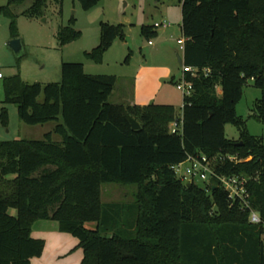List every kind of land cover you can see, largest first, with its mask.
<instances>
[{
    "label": "trees",
    "instance_id": "1",
    "mask_svg": "<svg viewBox=\"0 0 264 264\" xmlns=\"http://www.w3.org/2000/svg\"><path fill=\"white\" fill-rule=\"evenodd\" d=\"M30 1L22 13L28 19L47 0ZM77 1L88 11L100 0ZM178 2L183 65L209 70L185 76L192 93L183 97L181 118L171 106L108 103L115 77L88 75L81 63H62L59 83L27 84L17 76L3 83V104L16 105L23 124L56 125L41 140L0 141V264L42 256L44 240L31 236L39 221L78 240L80 264H264L262 225L249 222V210L232 205L221 188L184 184L171 168L188 156H236L242 161H215L214 171L247 178L249 204L264 223V143L236 114L252 81L261 93L253 118L264 124V0ZM140 32L150 37L155 29ZM80 36L71 25L56 34L60 47ZM117 38L122 25L100 23V43L85 57L100 62ZM179 119L180 130L170 133ZM0 121L6 125L4 108ZM226 125L237 129V141L225 137ZM104 184L135 186L133 204L122 210L102 203Z\"/></svg>",
    "mask_w": 264,
    "mask_h": 264
},
{
    "label": "rangeland",
    "instance_id": "2",
    "mask_svg": "<svg viewBox=\"0 0 264 264\" xmlns=\"http://www.w3.org/2000/svg\"><path fill=\"white\" fill-rule=\"evenodd\" d=\"M11 1L0 0L1 87L6 80L15 76L27 84L59 83L62 63H81L88 75L115 77L108 103L171 106L175 115L181 118L183 95L177 85L182 82V67L176 57L177 40L182 38L178 0H100L88 11H84L77 0H62L60 5L54 0H47L41 13L32 19L22 14L30 7V0L21 4ZM121 2H125L127 7L119 17ZM162 22L170 26L154 28L155 34L150 37L141 34L142 26H154ZM100 23L122 25L123 38L114 40L100 62H93L84 54L99 45ZM69 25L80 32L81 36L60 47L56 34L60 27ZM17 38L22 40L25 51L20 59L7 48L8 42ZM260 95V90L254 87L252 81H248L236 104V114L245 121L247 132L262 138L264 143V124L253 118L254 104ZM38 101L42 102L43 97ZM3 108L6 112V125L3 126L0 121V141L41 140L56 125L55 122H49L28 126L19 120L16 105L0 104V114ZM224 132L228 140L237 141L239 138V132L232 125H226ZM52 141L60 142L61 139L52 134ZM188 166L189 163L184 162L181 173ZM194 184L204 188L206 182L195 176ZM135 191V186L104 184L101 186V202L117 204L126 210L123 206L133 204ZM8 213L13 216L16 211L10 208ZM41 224L44 221L38 223ZM88 227L93 225L88 224ZM262 239L264 242V234Z\"/></svg>",
    "mask_w": 264,
    "mask_h": 264
},
{
    "label": "built area",
    "instance_id": "3",
    "mask_svg": "<svg viewBox=\"0 0 264 264\" xmlns=\"http://www.w3.org/2000/svg\"><path fill=\"white\" fill-rule=\"evenodd\" d=\"M170 26L169 23L162 22L159 24H155L154 28H168ZM184 38L177 40L178 44V52L181 54L184 50ZM209 74L208 69H199L196 67H187L182 65V82L177 85V89L182 93L183 97H188L192 93V86L187 83L185 80V76L189 75L191 78H196L200 75L207 76ZM0 79H2V75L0 74ZM181 126V120H174L169 125L170 133H178ZM215 161L225 162L229 161L231 163L240 162L236 156H220L216 160H208L203 155L196 156H188L186 161L189 163V166L185 169L183 173H181V165L184 163H180L172 166V170L174 174L186 185H190L194 183V177L197 176L200 180L205 181L206 184L211 178H214L218 181V188L222 189L227 193L228 198L233 205L235 202H238L241 205L242 209L249 210V222L253 225H262V231L264 234V223L261 221L259 214L253 210L249 204V193L246 189L247 178L244 176H218L213 168V163Z\"/></svg>",
    "mask_w": 264,
    "mask_h": 264
},
{
    "label": "crops",
    "instance_id": "4",
    "mask_svg": "<svg viewBox=\"0 0 264 264\" xmlns=\"http://www.w3.org/2000/svg\"><path fill=\"white\" fill-rule=\"evenodd\" d=\"M177 53H179L178 49ZM180 56L182 57L181 53ZM3 100L4 88L0 86V104ZM129 104L133 105L131 102ZM39 222L34 224L31 236L34 239L44 240L45 247L42 256L32 260V264H80L83 252L78 247V240L68 234L58 232L56 223L44 222L38 225Z\"/></svg>",
    "mask_w": 264,
    "mask_h": 264
},
{
    "label": "water",
    "instance_id": "5",
    "mask_svg": "<svg viewBox=\"0 0 264 264\" xmlns=\"http://www.w3.org/2000/svg\"><path fill=\"white\" fill-rule=\"evenodd\" d=\"M126 7H127V4L125 2H121L120 6L118 8L119 17H121L124 14V11H125ZM7 48L13 52L14 56L17 59H20V58H22L25 55V51H24V47H23V44H22V40L19 39V38L13 39L10 42H8ZM176 57H177V61H178L179 65H180V67H182V65H183L182 57L178 53L176 54ZM129 121H130L131 128H132L133 131H137V130L140 129L139 124L135 120L129 118ZM207 185L210 187L211 191H215L218 188V181L216 179H214V178H211L208 181Z\"/></svg>",
    "mask_w": 264,
    "mask_h": 264
}]
</instances>
